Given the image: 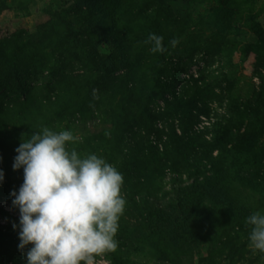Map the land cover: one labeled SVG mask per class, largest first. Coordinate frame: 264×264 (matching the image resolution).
I'll list each match as a JSON object with an SVG mask.
<instances>
[{
	"label": "rangeland",
	"instance_id": "rangeland-1",
	"mask_svg": "<svg viewBox=\"0 0 264 264\" xmlns=\"http://www.w3.org/2000/svg\"><path fill=\"white\" fill-rule=\"evenodd\" d=\"M143 1L98 0L88 9L86 0H0V232L6 238L0 236V264H26L30 245L23 252L18 247L20 214L11 195L19 191L24 171L13 169V163L22 139L44 127L80 138L67 147L89 141L92 154L122 173L126 205L116 250L133 264H264V253L249 247L245 223L253 212L264 214V181L256 178L249 185L247 177L264 176V0H160L159 16L150 5L137 12ZM150 33L163 38V52H152L153 45L145 43ZM135 79L131 98L136 102H129L127 119L149 120L146 109L195 100L208 110L190 133L210 140L216 123L228 126L220 141L226 153L216 159L225 167L217 174L221 185L214 201L202 188L189 194L192 212L185 229L165 215L190 184L212 173L209 164L219 143L210 145L204 169L185 166L179 153L175 170L150 173V187L132 185L127 197L128 178L146 174L142 165L127 161L116 167L112 155L95 146L102 140L111 152L127 131L137 129L119 111V100ZM160 84L169 87L167 92L148 100ZM115 85L120 92L110 100ZM55 93L60 99L54 107L42 113L34 109L38 98ZM164 127L158 120L151 131H142L159 152L167 144ZM6 252L14 258L6 259ZM109 258V253L98 256L96 264H110Z\"/></svg>",
	"mask_w": 264,
	"mask_h": 264
},
{
	"label": "clouds",
	"instance_id": "clouds-1",
	"mask_svg": "<svg viewBox=\"0 0 264 264\" xmlns=\"http://www.w3.org/2000/svg\"><path fill=\"white\" fill-rule=\"evenodd\" d=\"M162 40L150 33L145 43L153 45L152 52H163ZM79 140L69 130L44 127L16 149L13 169L23 168L24 180L11 195L20 214L18 247L23 252L30 245L26 264H96V257L118 247V221L126 205L123 175L96 154L81 157L67 148ZM245 223L249 247L264 253V214L253 212Z\"/></svg>",
	"mask_w": 264,
	"mask_h": 264
},
{
	"label": "trees",
	"instance_id": "trees-1",
	"mask_svg": "<svg viewBox=\"0 0 264 264\" xmlns=\"http://www.w3.org/2000/svg\"><path fill=\"white\" fill-rule=\"evenodd\" d=\"M96 1L98 0H86L87 2V8L92 9V7L96 6ZM158 1L160 0H146L141 3V5L138 6L137 12H144L145 6H149L153 10L159 9L158 7ZM144 5V8H143ZM157 6V7H155ZM162 8L159 9V13H154V16H159L163 14ZM83 56H85V52H83ZM261 67H263L264 70V63L260 64ZM104 76L109 77V72H105ZM264 79V78H263ZM135 83H131V87H126L125 94H122L120 100H119V111L121 113L122 118L126 119V122L129 124L131 121V125H136L137 129L126 132V136L122 137V143L120 145H116L114 150L110 152L108 150V147L105 148V145L108 146V144H104L102 140H99V143L96 142V148L99 150H104L105 153L108 155H112L114 159V163L117 166H123L127 163V161H132L136 164L138 167L139 165H142L141 169H143L144 173L143 175H136L135 178L132 176L130 179L128 178L129 182L131 184L127 185L126 187V195L128 197V188H145L150 187V173L157 171L159 169L163 168H170L175 170L174 165V157L178 155L179 153L184 155L185 159V166L193 167L194 171L198 172L202 169H204L207 165L204 162L206 158L209 156L210 153V145L212 146V143H219L218 144V152L217 155L212 159L210 162V170L211 174L209 176H206L202 178L201 180H195L192 184H190L191 190L182 194L181 197H178L175 202L172 204L171 209L166 213L165 217L166 219L173 218L174 223L176 224L177 229H185L188 225L187 221V213L192 212L191 205L188 208V201L190 200L188 198L189 194L197 193L199 188H202V191L205 190V193L209 195V198H211L214 201L213 194L218 190L217 187L221 185V179H217V174H222L225 167L217 165L218 161L216 159L222 158L223 155L226 153V149H223L220 147V141L225 137L228 126L223 125L221 123H216L214 126L213 134L210 138V140H206L201 136V134L196 133H190V128L195 123V121L198 119L199 115L202 113H206L208 108L205 105H196L195 100L194 102H188L183 101V103H179V105L175 107H170L167 105L162 110L152 111L149 110L147 112V118L149 120H145L144 118H134L132 120L127 119L125 117L126 114H131V109L129 104L136 102L132 97L135 92L137 80H133ZM75 89V88H74ZM115 91L113 94L109 93L108 98L110 100L117 97V95L120 92V88L118 85H115L114 87ZM169 89L168 86L160 84L159 89L155 92V89H151V92L149 95H147V99H155L162 97L167 90ZM56 95L54 98L51 96H41L35 101L34 109L38 113H42L45 109H51L54 107L58 100L60 99L59 95L55 93ZM132 101V102H131ZM130 102V103H129ZM194 103V104H193ZM182 104V105H181ZM264 111V105H261ZM118 111V112H119ZM4 112V109L1 110V113ZM163 120L165 123V135L167 137V144L165 148L162 150V152H159L158 148L155 146H151L149 142L145 139L144 133L142 131H151L154 128V125L156 121ZM180 131V133L178 132ZM131 131V132H130ZM162 131H157L156 133L159 135ZM252 131L247 132V135L249 137H252ZM128 136V139H127ZM246 136V133H245ZM213 147V146H212ZM68 149L75 148L78 152V154L81 157H85L89 154L93 153V146L90 144L89 141L76 143L74 145L68 146ZM264 166V165H262ZM178 168V167H176ZM220 171V172H217ZM217 172V173H215ZM248 184L252 185L253 180L255 181L256 178L259 181H264V176L258 172L253 173H247ZM244 179V177H242ZM224 180V179H222ZM246 181V178H245ZM132 182L135 184H132ZM187 187V190L189 189ZM201 191V192H202ZM124 193V191H123ZM204 195V193H203ZM189 199V200H188ZM216 201V200H215ZM130 207L132 209L134 208L136 210L137 203L134 199H130ZM217 204V202H215ZM161 213L157 214V218L159 221H161ZM164 214V213H163ZM174 226V225H173ZM161 230V229H160ZM3 240H6L4 234L1 235ZM110 254V264H133L129 258L124 257L121 253H119L117 250L115 252H111ZM6 259L12 260L14 257L10 252H6V256H4Z\"/></svg>",
	"mask_w": 264,
	"mask_h": 264
}]
</instances>
